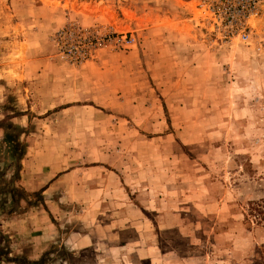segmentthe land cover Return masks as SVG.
Wrapping results in <instances>:
<instances>
[{
    "label": "rangeland",
    "instance_id": "374dc122",
    "mask_svg": "<svg viewBox=\"0 0 264 264\" xmlns=\"http://www.w3.org/2000/svg\"><path fill=\"white\" fill-rule=\"evenodd\" d=\"M91 1L113 17L56 27L39 0H0L8 256L264 264V0L244 42L216 28L221 0ZM69 24L111 42L74 62L56 37Z\"/></svg>",
    "mask_w": 264,
    "mask_h": 264
},
{
    "label": "built area",
    "instance_id": "2783aa9c",
    "mask_svg": "<svg viewBox=\"0 0 264 264\" xmlns=\"http://www.w3.org/2000/svg\"><path fill=\"white\" fill-rule=\"evenodd\" d=\"M238 7L232 9L228 0H221L222 6L220 11L212 10V14H216L215 26L219 23H226L241 41H246L249 36L247 18L257 13L261 0H238ZM241 1V2H240ZM58 43L63 53L73 56L74 62H82L85 60L87 51L95 49L100 42H111L108 36L103 35L95 30H82L72 25L66 26L57 34ZM114 43L117 40H113ZM131 40H127L125 44H129ZM74 54V55H73Z\"/></svg>",
    "mask_w": 264,
    "mask_h": 264
},
{
    "label": "crops",
    "instance_id": "0c3cea01",
    "mask_svg": "<svg viewBox=\"0 0 264 264\" xmlns=\"http://www.w3.org/2000/svg\"><path fill=\"white\" fill-rule=\"evenodd\" d=\"M33 1V0H30ZM40 4L38 8L46 9L47 11L54 12V17L56 16V27L65 24L70 20H75L79 25L91 26L94 22L101 20L102 18L106 21L113 17V10L110 3L104 4L103 1H91V0H39ZM44 1H47L45 3ZM161 0L160 3H163ZM177 1V0H176ZM57 3V7L50 5V3ZM101 3L98 7L97 5ZM98 9L99 13H94ZM148 9H151L149 6ZM151 10L148 12V16L151 19ZM161 16V15H160ZM175 264H186L185 262L176 261Z\"/></svg>",
    "mask_w": 264,
    "mask_h": 264
},
{
    "label": "trees",
    "instance_id": "16d2710c",
    "mask_svg": "<svg viewBox=\"0 0 264 264\" xmlns=\"http://www.w3.org/2000/svg\"><path fill=\"white\" fill-rule=\"evenodd\" d=\"M6 142L7 143H10V142L13 143V140L10 141L9 139L6 138ZM34 195L39 196L40 192H38ZM8 255H9V251L5 245V238L0 235V262H11V263L17 264L16 259L10 258ZM24 263H27V262H24Z\"/></svg>",
    "mask_w": 264,
    "mask_h": 264
}]
</instances>
